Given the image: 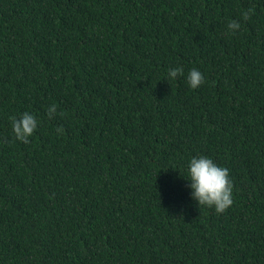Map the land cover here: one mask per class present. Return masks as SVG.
Returning <instances> with one entry per match:
<instances>
[{"label":"trees","instance_id":"obj_1","mask_svg":"<svg viewBox=\"0 0 264 264\" xmlns=\"http://www.w3.org/2000/svg\"><path fill=\"white\" fill-rule=\"evenodd\" d=\"M0 264H264V0H0Z\"/></svg>","mask_w":264,"mask_h":264},{"label":"clouds","instance_id":"obj_2","mask_svg":"<svg viewBox=\"0 0 264 264\" xmlns=\"http://www.w3.org/2000/svg\"><path fill=\"white\" fill-rule=\"evenodd\" d=\"M251 12L252 9H249L243 14L245 20L249 18ZM227 27L234 33L235 30L240 28V24L233 20L229 22ZM178 75H184V69L182 67L169 69L168 76L171 79H176ZM186 80L192 89H196L204 83V76L199 70L192 69L188 72ZM55 110L56 105H52L49 112ZM9 119L15 139L28 143L29 137L33 135L38 126L36 117L29 112H24L21 114L20 119H17L16 116H10ZM57 132H63V128L60 127L57 129ZM229 176L230 170L217 165L211 158L201 155L199 157H193L190 160L188 165V179L192 181V197L198 201L199 207H214L217 214H222L233 205V184Z\"/></svg>","mask_w":264,"mask_h":264}]
</instances>
